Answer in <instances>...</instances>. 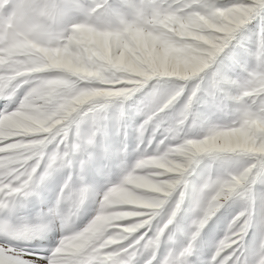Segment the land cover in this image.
<instances>
[{"label":"snow or ice","instance_id":"snow-or-ice-1","mask_svg":"<svg viewBox=\"0 0 264 264\" xmlns=\"http://www.w3.org/2000/svg\"><path fill=\"white\" fill-rule=\"evenodd\" d=\"M254 14L264 15V0H237L231 6L201 0H136L113 6L96 0L84 10V19L69 26L71 8L64 0H0V264H137L144 251L152 257L147 264H191L209 219L234 198L244 207L208 264H247L242 249L252 226L255 187L264 184V39L258 66L240 85L236 118L208 127L196 139L181 135L195 91L177 122L169 124L160 116L181 95L184 85H178L154 105L139 129L142 142L149 126L163 129L169 144L145 151L104 194L91 223L64 235L50 254L41 257L17 243L43 242V219L17 224L12 217L33 194L41 161L56 168L72 166L76 154L103 133L110 105L122 106L153 78H197ZM102 15L116 22L94 26ZM216 99L223 109L219 89ZM85 120L92 127L82 136ZM49 145L54 151H47ZM240 156L248 158L247 167L209 176L193 194L197 216L185 245L157 259L161 237L181 211L189 177L201 161ZM88 191L75 188L70 177L60 200L76 208ZM174 193L179 196L175 207L166 222L157 223ZM115 204L123 205L119 218L109 211Z\"/></svg>","mask_w":264,"mask_h":264},{"label":"rangeland","instance_id":"rangeland-1","mask_svg":"<svg viewBox=\"0 0 264 264\" xmlns=\"http://www.w3.org/2000/svg\"><path fill=\"white\" fill-rule=\"evenodd\" d=\"M95 2L96 0H64V3L71 8V15L66 23L70 26L84 19V10L90 9ZM135 2L136 0H109L113 6ZM201 2L231 6L237 0H201ZM115 22V17L102 15L94 20V26L110 25ZM262 39H264V15L254 14L234 34L228 45L216 57L215 62L197 78L192 81H180L177 77L153 78L125 100L122 106L119 102L110 105L104 113L103 133L97 135L95 143L88 146L85 152L76 154L72 166L56 168L42 184H37L33 194L28 198L34 216L29 215L32 212L26 202L29 211H25L24 204L12 217L14 222L17 224L40 223L43 212L47 211L48 218L43 220L46 221L47 228L41 243L53 242L64 228L66 211L70 207V202L63 201L64 208L59 207V209L57 202L61 190L71 177L75 188L87 187L89 191L84 204L76 211L75 216L79 219L76 229L65 234H74L87 227L98 214L104 194L124 179L143 153L155 152L157 148L163 149L169 144L170 141L165 138L167 133L163 129L156 130L149 126L143 142L139 129L154 105L165 100L180 84L184 85L181 95L163 113H160V116L169 124L177 122L185 111L188 98L195 91L196 99L185 118L181 135L196 139L202 137L210 126L231 122L236 118L237 98L241 93L240 85L245 82L250 70L258 66ZM217 89H219L220 98L225 101L223 109L216 99ZM91 127V122L82 121L80 135L86 136ZM76 135L74 131L73 142ZM162 140L163 145L160 143ZM47 151H54L53 146L49 145ZM81 161L84 162L83 171ZM247 166L248 158L244 156L234 157L231 160L205 158L201 161L189 177V186L184 194L181 211L161 237L157 259L162 260L171 249L180 250L187 242L197 216L193 194L199 191L205 180L209 176L216 178ZM46 167L47 163L42 161L38 171L43 172ZM38 198L43 199L46 211H44V204L43 207H39L42 201ZM178 199V194L174 193L164 206L161 217L157 218V223L161 219L166 222L170 209L175 207ZM36 203L38 208H43V211H40L41 215H38ZM243 207V202L234 198L215 212L201 232L195 253L190 257L191 264H197V261L199 264H208L215 255L217 245L227 234L229 226ZM253 213L252 226L244 239L242 251L247 264H261L264 261V246L261 245L264 239V184L258 183L255 187ZM26 214L29 218H26ZM2 217L3 214L0 213V218ZM53 234H55L54 237ZM0 239L3 237L0 236ZM150 259L152 257L148 251L136 257L137 264H147Z\"/></svg>","mask_w":264,"mask_h":264},{"label":"bare ground","instance_id":"bare-ground-1","mask_svg":"<svg viewBox=\"0 0 264 264\" xmlns=\"http://www.w3.org/2000/svg\"><path fill=\"white\" fill-rule=\"evenodd\" d=\"M60 208H64V205H63V201H61V200H59L58 201V204H57ZM28 206H27V204H25V211H29V208H27ZM39 207H43V202H40L39 203ZM58 207V208H59ZM59 208V209H60ZM39 210L40 211H43V208L42 209H40L39 208ZM44 211H45V209H44ZM31 217H32V214L30 213L29 214ZM69 215V210H67L66 211V217ZM44 220L45 219H47V216H46V213L45 212H43V217H42ZM78 221H79V219L76 217V216H74V217H72V219H71V221L69 222V224L67 225V227H65L64 226V228L63 229H61L62 231H61V234L59 235L58 234V237H60V239L64 236L63 234H65V233H68V232H71L72 231V229H74L76 226H77V223H78ZM46 222V221H45ZM50 224V223H49ZM55 227V226H54ZM76 229V228H75ZM60 232V231H59ZM53 233V232H52ZM75 234V233H74ZM54 235L55 234H53V237H54ZM63 235V236H62ZM66 235V234H65ZM57 237V238H58ZM57 238L53 241V242H51V243H35V242H31V243H29V242H23V241H21V242H17V243H20V244H22L23 246H25V247H28L29 248V251H31V252H33V253H36V254H38V256H41V257H43L44 255H46V254H50V251L52 250V249H54L55 247H56V245H57V243L59 242V241H57ZM52 239V238H51ZM50 239V240H51ZM59 239V240H60Z\"/></svg>","mask_w":264,"mask_h":264},{"label":"clouds","instance_id":"clouds-1","mask_svg":"<svg viewBox=\"0 0 264 264\" xmlns=\"http://www.w3.org/2000/svg\"><path fill=\"white\" fill-rule=\"evenodd\" d=\"M39 168L40 167H38L37 171L39 170ZM55 169H56V167L54 165L47 164V167L44 169L43 172L38 171L39 176L34 175V178L36 179L37 184H42L48 178V176L51 174V172L54 171ZM137 194L139 195V193H137ZM84 202H85V199L76 208H74L73 204L70 203L69 215L64 220V226L65 227H67V225L71 221L72 217H74L76 215V211L84 204ZM122 207H123V205H120V204L113 205L112 208L109 210L110 214L116 218H119L121 215H123V213L120 211V209ZM261 245L264 246V239H262ZM261 264H264V261H262Z\"/></svg>","mask_w":264,"mask_h":264}]
</instances>
